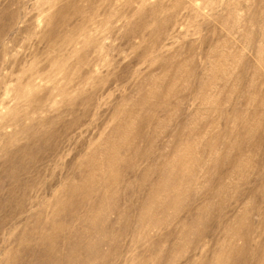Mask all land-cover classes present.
<instances>
[{"label":"rangeland","instance_id":"374dc122","mask_svg":"<svg viewBox=\"0 0 264 264\" xmlns=\"http://www.w3.org/2000/svg\"><path fill=\"white\" fill-rule=\"evenodd\" d=\"M262 242L264 0H0V264H264Z\"/></svg>","mask_w":264,"mask_h":264},{"label":"bare ground","instance_id":"6f19581e","mask_svg":"<svg viewBox=\"0 0 264 264\" xmlns=\"http://www.w3.org/2000/svg\"><path fill=\"white\" fill-rule=\"evenodd\" d=\"M58 21V23H57V26H62V25H64L65 23H66V21H67V19L66 18H63V17H59V19L57 20ZM53 33H55V32H53ZM72 35V34H71ZM160 161V160H159ZM165 161V160H164ZM166 162V161H165ZM178 163H181V161L180 160H178L177 161ZM113 165H116V164H113ZM160 165V164H159ZM158 165V166H159ZM182 165H184V164H164V166L163 167H161V173H163V176H164V178H166V179H168L169 178V180L171 181V179H170V172H171V167L173 166L174 168H183L182 167ZM232 165H234V164H232ZM107 166H109V165H107ZM156 167H157V165H156ZM110 168V167H109ZM158 169V168H157ZM160 177V176H159ZM162 179H163V177H162ZM162 179H161V181H162ZM172 182V181H171ZM177 182H172V186H170V191L172 192V193H175L176 192V188H175V186L177 185L176 184ZM71 190H76V187H73ZM156 190H152V192L150 193V196H152L153 198L156 196V193L157 192H155ZM73 197V196H72ZM206 209H207V207H206ZM205 212H202V214H204ZM232 226H230V225H228V230L231 228ZM226 237V236H225ZM233 237V235H230V237H228V235H227V239H226V242H229L228 240L230 239V238H232ZM246 237V236H245ZM249 242V241H248ZM244 243H245V241H244ZM245 244H247V243H245ZM247 245H249V244H247ZM251 245V244H250ZM261 245L263 246L264 245V242H262L261 243ZM245 246V245H244ZM232 247V246H231ZM235 248H233V249H231V251L233 250V251H235V252H237L236 250H234ZM223 252V251H222ZM222 252H221V250H219V251H217V253H216V255H218V257H217V259L216 260H218V258L219 259H221V255H220V253L222 254ZM240 252V251H239ZM220 256V257H219ZM257 264H261V263H257Z\"/></svg>","mask_w":264,"mask_h":264}]
</instances>
